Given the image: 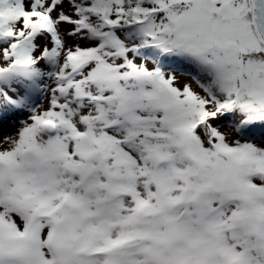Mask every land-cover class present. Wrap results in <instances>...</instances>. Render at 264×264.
I'll use <instances>...</instances> for the list:
<instances>
[{"label": "snow or ice", "instance_id": "obj_1", "mask_svg": "<svg viewBox=\"0 0 264 264\" xmlns=\"http://www.w3.org/2000/svg\"><path fill=\"white\" fill-rule=\"evenodd\" d=\"M0 264H264V0H0Z\"/></svg>", "mask_w": 264, "mask_h": 264}]
</instances>
